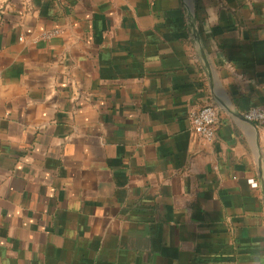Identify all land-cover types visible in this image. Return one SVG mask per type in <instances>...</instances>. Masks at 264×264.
Here are the masks:
<instances>
[{"label":"crops","instance_id":"obj_1","mask_svg":"<svg viewBox=\"0 0 264 264\" xmlns=\"http://www.w3.org/2000/svg\"><path fill=\"white\" fill-rule=\"evenodd\" d=\"M255 107L264 0H0V264H264Z\"/></svg>","mask_w":264,"mask_h":264},{"label":"built area","instance_id":"obj_2","mask_svg":"<svg viewBox=\"0 0 264 264\" xmlns=\"http://www.w3.org/2000/svg\"><path fill=\"white\" fill-rule=\"evenodd\" d=\"M51 35H46V38ZM218 115V110L210 104L202 106L191 114L193 130L201 139L213 141L218 124ZM244 118L254 124L264 125V109L259 107L252 108L244 114Z\"/></svg>","mask_w":264,"mask_h":264},{"label":"clouds","instance_id":"obj_3","mask_svg":"<svg viewBox=\"0 0 264 264\" xmlns=\"http://www.w3.org/2000/svg\"><path fill=\"white\" fill-rule=\"evenodd\" d=\"M207 11L209 12V14H210V15H213V16L215 15V13H214V10H213V9L209 8V9H207Z\"/></svg>","mask_w":264,"mask_h":264}]
</instances>
